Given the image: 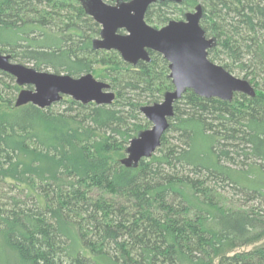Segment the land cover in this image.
<instances>
[{
  "label": "trees",
  "instance_id": "obj_1",
  "mask_svg": "<svg viewBox=\"0 0 264 264\" xmlns=\"http://www.w3.org/2000/svg\"><path fill=\"white\" fill-rule=\"evenodd\" d=\"M197 5L215 39L208 59L255 96L186 91L156 152L126 168L130 140L150 126L140 107L173 89L167 62L149 52L131 67L94 50L100 27L80 0H0L1 54L74 78L103 67L96 78L114 94L108 106L15 107L21 87L0 71V186L15 193L0 196V243L15 264H264V1H162L144 20L159 28Z\"/></svg>",
  "mask_w": 264,
  "mask_h": 264
},
{
  "label": "water",
  "instance_id": "obj_2",
  "mask_svg": "<svg viewBox=\"0 0 264 264\" xmlns=\"http://www.w3.org/2000/svg\"><path fill=\"white\" fill-rule=\"evenodd\" d=\"M80 1L85 13L100 27L98 38L92 41L94 50L114 51L131 67L140 61L149 63V52L160 55L168 64L173 89L164 93L161 102L140 107L139 112L150 127L130 140L126 157L121 161L126 168L137 167L142 159H149L156 152L173 116V104L186 91L200 98L226 102H231L235 94L255 96L247 80L233 76L208 59V50L215 45V39L207 38L200 27V5L186 12L182 20H171L155 28L144 20L148 7L162 1L178 5L182 0H116L114 4L108 3L112 0ZM0 71L11 76L17 86L30 88L21 89L15 107L31 104L47 109L63 98L80 104L108 106L114 99L109 85L90 73L74 78L36 71L13 63L8 55L1 53Z\"/></svg>",
  "mask_w": 264,
  "mask_h": 264
},
{
  "label": "rangeland",
  "instance_id": "obj_3",
  "mask_svg": "<svg viewBox=\"0 0 264 264\" xmlns=\"http://www.w3.org/2000/svg\"><path fill=\"white\" fill-rule=\"evenodd\" d=\"M170 16L173 18L174 15H170ZM22 65L27 66V67H31V64H27V63H22ZM102 71H103V67H100V66H97L96 67L95 74H94V77H95L96 80H99L96 77ZM43 72H45V71H43ZM48 72L52 73L51 71H48ZM232 75L235 76V77H237V78L243 79V75L242 74H238L237 72H232ZM21 89H27V87H24V88H21ZM17 95L18 94H16L14 96V100L16 99ZM161 101H162V99H161ZM0 108H3V106L0 105ZM61 109H62V106L58 105V103L53 104L52 106H50V110H52L53 112L60 111ZM3 195H5V196H12V195H15V193L14 192L13 193L10 192L9 189H7L6 187H3L2 188V186H0V196H3ZM225 197L228 198V200L230 199V201H232L235 206H237V204L238 205H241V202H242L241 201V197H239V196H237V197L236 196H233L232 197L228 193L225 195ZM256 205H257L256 202H249V203H246L245 206L246 207H250V206H256ZM258 244H264V239L261 242H259ZM258 244H255V246L258 245ZM255 246L254 245L253 246H249V247L244 248L242 250L247 251V250L252 249ZM0 264H15L14 263V260H13V257L11 255V252L9 250L3 248V246L1 245V243H0Z\"/></svg>",
  "mask_w": 264,
  "mask_h": 264
},
{
  "label": "flooded vegetation",
  "instance_id": "obj_4",
  "mask_svg": "<svg viewBox=\"0 0 264 264\" xmlns=\"http://www.w3.org/2000/svg\"><path fill=\"white\" fill-rule=\"evenodd\" d=\"M114 4V3H113Z\"/></svg>",
  "mask_w": 264,
  "mask_h": 264
}]
</instances>
